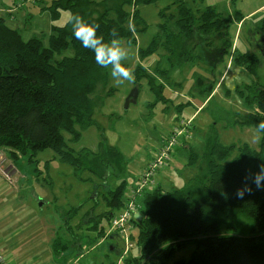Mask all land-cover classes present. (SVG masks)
Instances as JSON below:
<instances>
[{"label": "trees", "instance_id": "1", "mask_svg": "<svg viewBox=\"0 0 264 264\" xmlns=\"http://www.w3.org/2000/svg\"><path fill=\"white\" fill-rule=\"evenodd\" d=\"M155 1L52 0L43 9L50 11L52 21L58 20L62 11L70 15L80 13L89 23L94 21L100 25L97 35L103 34L108 39L109 31L115 27L122 39L134 43L135 32L146 28L137 6ZM176 1L178 33L197 34L193 48L199 46L204 57L206 52L215 51L219 56L214 58L211 54L209 60L222 62L232 43L227 31L229 24L221 13L207 5L197 17L183 0ZM163 11H160L161 16H164ZM165 22L159 24V29L165 32L170 52L173 49L168 38L178 33L170 31ZM212 34L219 37V44L212 45ZM258 34L264 41V10ZM157 41L140 48L141 57L154 52ZM68 48L72 53L61 55ZM235 50L232 62L255 75L260 58L254 53ZM187 54L182 52L183 59L189 61ZM136 67L155 94L150 104L159 98L165 99L162 86L155 84L141 65ZM106 83L107 69L97 65L94 53L75 39L69 18L63 25H51L48 44L44 45L38 36L23 40L21 31L7 26L0 17V150L6 148L14 158L19 153L27 154L32 160L38 151L52 149L61 162L75 171L88 170L99 175L102 169L109 167L118 173L124 172L126 158L116 147L108 145L96 152L87 148L76 151L68 143L77 141L81 130L95 122L92 115L96 101L91 94ZM135 84L139 86L140 82ZM111 91L110 87L105 94ZM254 92L257 109L244 117V121L256 128L264 120V85L256 84ZM177 106V109L182 108V104ZM187 121L189 125L190 120ZM261 135L259 149L245 143L239 148L222 145L217 138L209 137L202 155L188 147L186 170L191 172L198 159L197 172L181 187L166 189L157 184L140 192L129 190L127 197L141 196L147 208L136 239L140 255L126 258L123 264H264V189H257L251 182L264 162V133ZM245 177H250L248 183L252 192L238 199L236 191L244 187ZM125 183L121 180L107 193L96 196L84 218H90L100 199L106 209L96 217H106L111 222L116 211L123 209ZM85 204L84 201L73 208L79 209ZM131 204L139 209L137 200H132ZM187 245L194 246L189 257L177 258L176 251Z\"/></svg>", "mask_w": 264, "mask_h": 264}, {"label": "rangeland", "instance_id": "2", "mask_svg": "<svg viewBox=\"0 0 264 264\" xmlns=\"http://www.w3.org/2000/svg\"><path fill=\"white\" fill-rule=\"evenodd\" d=\"M51 1L0 0V17L4 18L7 26L19 29L23 40L38 36L43 39V44L47 45L51 25H63L70 16L68 11H62L60 18L52 21L50 11L43 9ZM183 1L192 8L197 17L202 13L203 7L211 5L221 13L223 20L228 22H226L229 24L227 31L232 45L224 60L215 63L217 60H209L208 57L211 54L214 58L219 56L217 52H206L204 57L200 54L199 46L193 48L197 42V34L178 33L179 29L175 26L178 1L156 0L153 3L138 5L139 15L145 22L146 28L135 32L134 43L122 39L123 46L128 52V59L123 63L134 72V83L125 81L117 86L110 76V70H107L106 86H98L91 94L96 101L92 115L95 122L81 130V136L77 141L68 142L76 151L87 148L96 152L100 147L105 148L108 145L116 147L126 158L124 172L118 173L109 167L102 169L99 175H93L88 170L75 171L72 166L61 162L52 149L38 151L32 156V160H29L30 156L27 154L20 153L14 158L6 148L3 150L4 153L1 152L3 161H6L7 157L16 170L13 174V184L17 186L15 183L17 180L28 195L39 194L45 200L44 214H49L48 211L56 207L54 202H50L53 196L57 198V204L65 200L74 207L85 201L86 206H92L90 198L107 193L121 180L126 182L125 193L129 190L140 192L145 187L151 189L157 184H161L166 189L181 187L197 169L198 159L191 167V174L186 170L187 168L183 169L188 162V147L202 155L209 137L217 138L222 145H235L239 148L245 143L249 147L259 149L260 140L254 142L252 139L255 128L246 125L244 117L257 109V99L254 97L256 84L264 85V41L258 34V26L263 17L264 0ZM162 9L164 16L160 14ZM171 15L174 17L171 18ZM164 21L170 31L174 34L178 33L177 36L168 38L172 42L169 44L173 49L170 52L167 47L168 40L164 37L165 32L162 28L159 29V24ZM157 39L155 51L141 57L139 49L146 48L149 43ZM210 41L213 46L220 43L219 37L214 34L211 35ZM235 48L240 52L254 53L260 58L255 75L246 67L232 62ZM182 52H188L189 61L183 59ZM71 53V49L68 48L63 50L61 55ZM137 65H141L143 71L154 78L155 84L162 86L165 99L159 98L154 104H150L154 101L155 94L150 90L146 77L140 75L141 71L137 69ZM136 81L140 82L139 86L135 84ZM135 85L139 88L137 101L124 108L125 97ZM110 87L112 91L106 95L105 92ZM187 96H190L192 103L186 102ZM183 103H187L186 106L177 109V105ZM187 120H190L189 125L186 123ZM65 137L68 138L67 135ZM165 154H167L166 158ZM163 161L165 165H162ZM149 165L158 168H154L151 183L137 191L140 178L148 171ZM176 167L180 169V173ZM163 169H166L167 173L163 172ZM2 173L5 178H12V167L3 169ZM163 175L167 176L164 178ZM123 198L122 208L126 209L125 196ZM99 201L94 209L95 214L105 210L103 200L99 199ZM61 207L65 208V206ZM146 208V205L142 204L140 210L135 208L131 211L127 220L130 225L126 223L125 227L126 234L118 232L124 230L110 229L108 218H102L101 225L105 227L104 232H100L103 233L100 237L106 239L103 243L92 241L93 249L88 251L90 257L87 256L95 261L92 264H122L120 259L139 256L136 239ZM75 210L77 209H69L71 213ZM82 211L87 210L82 209ZM84 213H78L76 222L70 225V230L81 226L78 228L80 232L81 228L89 227L82 231L86 243L87 236L96 237L95 233L98 230L96 222L99 219L93 212L90 218L85 219ZM122 217L125 220L128 218L127 214H123ZM67 226L65 221L59 220L56 224L57 235L68 237ZM118 227L121 229L122 224ZM109 233L110 235L116 233L120 242L111 240L107 236ZM113 242L114 247L111 249L109 244ZM193 248V245H187L182 250L176 251L175 256L188 258ZM87 258L84 260L86 261Z\"/></svg>", "mask_w": 264, "mask_h": 264}, {"label": "crops", "instance_id": "3", "mask_svg": "<svg viewBox=\"0 0 264 264\" xmlns=\"http://www.w3.org/2000/svg\"><path fill=\"white\" fill-rule=\"evenodd\" d=\"M9 10L10 8L7 9L8 12ZM186 102L189 104L192 103L190 96L186 97ZM187 103H183L182 107L184 108L186 106L185 104ZM197 111L198 109L195 111V113ZM3 150L5 149L0 150V154L1 152L4 153ZM9 166L12 167V178L7 179L3 175L2 170ZM183 169H186V167ZM178 170V173H180V169ZM15 171L16 170L14 169V166L6 157V161H3V163L0 165V252L4 263L92 264V262H95L94 260L87 258V256L90 257L88 251L93 249V246L91 245L94 242L92 241H97L96 243L105 242L106 238L103 236L100 237V235L103 234L100 232H104L105 227L104 225H101L103 217H99L98 222H96L97 228H102L101 231H96V237L91 238L90 236H87V242L85 243V234L82 231L87 230L89 227L81 228L79 232L78 228L81 226L75 227V230L74 228L70 230V225L72 222H76L75 218L78 216L79 212H85L84 215H86L91 206L83 205L82 208H79L75 210L74 213H71L69 209H73V207L70 206L69 203L64 200L57 204L58 200L55 196H53L52 201L50 200V202H54L56 207L53 210L48 211L49 214L52 215L49 216V214H44L43 206L45 204V200L42 199L39 194L28 195V192L24 188H21L17 180H15L17 186L13 184V174ZM163 172L167 173V170L163 169ZM189 173L191 174V172ZM163 176L165 178L167 175ZM128 193L129 192L125 193V201L127 205L131 204L132 200H137L140 209V206H142V197L140 196L137 199L128 198ZM93 199L94 198L90 199L91 202ZM61 206H65V208ZM82 209L87 211H82ZM104 209H106V207ZM103 211L100 210L96 214L94 210L92 212L95 215H98ZM59 220L65 221V224L68 225L66 228L69 232V236L66 238L57 235L56 224L59 222ZM107 223L111 229L110 220H108ZM107 236L114 242H120V239L117 237L116 233L115 235H110L109 233ZM114 242L111 243L112 245L109 244L111 249L114 247ZM138 254L140 255L139 247ZM129 257L132 258L133 256ZM84 258H87V263ZM120 260L122 264L125 261L124 258Z\"/></svg>", "mask_w": 264, "mask_h": 264}, {"label": "clouds", "instance_id": "4", "mask_svg": "<svg viewBox=\"0 0 264 264\" xmlns=\"http://www.w3.org/2000/svg\"><path fill=\"white\" fill-rule=\"evenodd\" d=\"M69 23L72 25V33L85 49L94 53L95 62L101 68L110 70V76L117 86L125 81L134 83V72L123 63L128 59V52L123 46L122 38L118 30L113 27L108 33V39L104 35H97L100 25L96 22L89 23L80 13H73L69 17ZM264 133V120L260 121L253 131L252 139L258 142ZM260 171L251 178L257 189H264V162L260 165ZM250 177H245L244 187L238 188L236 196L243 199L245 193L251 194L252 187L249 185Z\"/></svg>", "mask_w": 264, "mask_h": 264}, {"label": "built area", "instance_id": "5", "mask_svg": "<svg viewBox=\"0 0 264 264\" xmlns=\"http://www.w3.org/2000/svg\"><path fill=\"white\" fill-rule=\"evenodd\" d=\"M182 122V121H181ZM186 123L188 124L189 122L186 121ZM166 155H164V157L166 158ZM3 162V159H2V155H0V164ZM165 161L162 162V165H164ZM156 166L152 165L148 167V171L145 172L143 174V176L140 178V183L138 185V188H137V191L140 190L141 187L147 185V184H150L151 183V176H152V172H154V168ZM158 167H156L157 169ZM135 209L134 205L132 204H128L126 209H121L119 210L111 219V228H114V229H118V230H124V232H121V231H118L119 233L121 234H126V229H125V223L128 222L127 220L130 218V214H131V211H133ZM123 214H127L128 218L125 220L122 215ZM112 224H114L115 226H112ZM119 224H122V228L120 229L118 227ZM131 246V244H130ZM0 264H5L4 261H3V258H2V255H1V252H0Z\"/></svg>", "mask_w": 264, "mask_h": 264}, {"label": "water", "instance_id": "6", "mask_svg": "<svg viewBox=\"0 0 264 264\" xmlns=\"http://www.w3.org/2000/svg\"><path fill=\"white\" fill-rule=\"evenodd\" d=\"M139 88L135 85L127 94L124 100V108H128L131 103H135L137 101Z\"/></svg>", "mask_w": 264, "mask_h": 264}]
</instances>
